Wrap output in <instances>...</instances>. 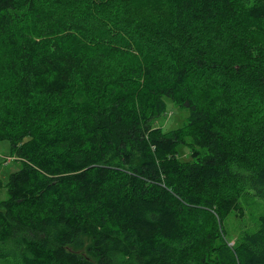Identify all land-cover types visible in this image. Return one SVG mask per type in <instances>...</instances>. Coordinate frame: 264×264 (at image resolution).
Returning a JSON list of instances; mask_svg holds the SVG:
<instances>
[{
    "label": "trees",
    "instance_id": "obj_1",
    "mask_svg": "<svg viewBox=\"0 0 264 264\" xmlns=\"http://www.w3.org/2000/svg\"><path fill=\"white\" fill-rule=\"evenodd\" d=\"M0 140L8 264H264V0H0Z\"/></svg>",
    "mask_w": 264,
    "mask_h": 264
},
{
    "label": "rangeland",
    "instance_id": "obj_2",
    "mask_svg": "<svg viewBox=\"0 0 264 264\" xmlns=\"http://www.w3.org/2000/svg\"><path fill=\"white\" fill-rule=\"evenodd\" d=\"M188 115V109L168 100L167 113L162 114L157 119L156 124L167 131L183 125L187 121ZM181 152L184 155L183 157H187L188 147H182ZM14 155L10 140H0V202L9 197L8 181L10 174L17 171L21 166V161L15 158L16 155ZM240 201L244 208L243 218H239V216H236V212L232 211L225 220V227L229 232L232 245L243 229H253L259 216L264 214V200L255 196L252 192L244 194ZM0 264L8 263L0 259Z\"/></svg>",
    "mask_w": 264,
    "mask_h": 264
},
{
    "label": "bare ground",
    "instance_id": "obj_3",
    "mask_svg": "<svg viewBox=\"0 0 264 264\" xmlns=\"http://www.w3.org/2000/svg\"><path fill=\"white\" fill-rule=\"evenodd\" d=\"M194 102V101H193Z\"/></svg>",
    "mask_w": 264,
    "mask_h": 264
}]
</instances>
